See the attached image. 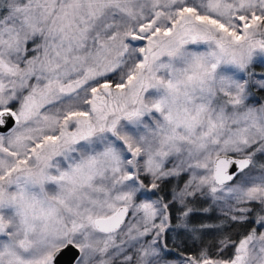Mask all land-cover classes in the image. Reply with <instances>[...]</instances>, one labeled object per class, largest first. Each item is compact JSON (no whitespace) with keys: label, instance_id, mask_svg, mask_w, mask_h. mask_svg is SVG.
Instances as JSON below:
<instances>
[{"label":"snow or ice","instance_id":"1","mask_svg":"<svg viewBox=\"0 0 264 264\" xmlns=\"http://www.w3.org/2000/svg\"><path fill=\"white\" fill-rule=\"evenodd\" d=\"M0 264H264V0H0Z\"/></svg>","mask_w":264,"mask_h":264}]
</instances>
